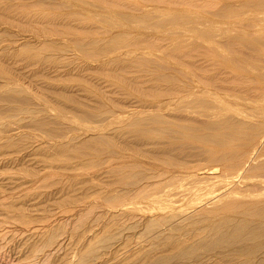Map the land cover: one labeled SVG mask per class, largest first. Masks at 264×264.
<instances>
[{
	"label": "rangeland",
	"instance_id": "rangeland-1",
	"mask_svg": "<svg viewBox=\"0 0 264 264\" xmlns=\"http://www.w3.org/2000/svg\"><path fill=\"white\" fill-rule=\"evenodd\" d=\"M104 1L3 0L0 2V181H2L0 193L2 191L1 194H3L0 195V200L2 201L0 202V206L7 204L8 206L14 205L16 202L13 208L22 211L31 220H36L39 224L43 223L42 225H49L61 214L71 215L78 208L76 204L83 205L84 209L87 207L85 209L86 212L81 211L80 219H76L68 224L70 225L67 226L68 229L64 224L58 223L57 225V228L59 227L60 230L66 227V231L68 230L67 235L72 233L68 236V244L69 242L71 244V242L74 243L79 239H83L82 241L85 243V246L80 247V249L87 255L85 257L86 261L83 264H264V254H260L255 258L245 255L232 256L235 249L229 250L226 248L227 251L225 249L221 250L227 247L226 245L217 249L210 247L211 242L206 241L207 243L205 242L204 244V242L197 241V238L193 239L196 234H200L198 233L199 230L201 232L203 227L204 229L206 228L208 219L205 216L200 217L198 214V216H192V219L190 217V220L175 221L174 224L181 227L176 225L178 230L179 228L183 230V227H185V225L182 227L183 223L188 224L190 222V225H186L185 231L183 230L181 233L180 231L177 232V230L174 231L176 227L172 228L170 226L172 223L171 217L176 215V211L185 212L199 206L198 202L210 195V190L218 191L217 189L226 185V187L239 188L247 192H251L252 190L253 192V190H260L264 187V184L261 183V180L264 179V173L263 171H260V173L257 171V165L259 164L258 166H260L264 162V155H262L264 154V146H262L264 145V141L262 143L259 141L261 132L264 130V120H262L264 119V99L258 102L256 100L249 101L251 97L247 95V91L246 95H244L245 93L243 94V98L244 96L248 98V101L245 102L246 104L242 98V101L240 100L239 102L235 96L234 99H228L222 91L233 90L232 92L236 93L239 88L237 91L236 87L231 89L233 84L232 86L229 84L231 86L229 87L230 89L224 88L225 86H221V89L218 86V82H222V80L218 81V79L223 77H221V73L224 67L219 64L222 58L220 57L221 55H218L217 59H214L215 63H213L211 55L210 47H212V44L209 41L217 43L216 40H219V38L217 37L215 40V36L218 33L222 35L221 31L224 32L226 28L223 30L222 27L225 26L224 20L222 21L215 11L209 8V2L214 3L218 1L216 3V8L219 6L217 9L223 6V4L219 3L224 2L220 0ZM24 3L27 8L24 7ZM81 3L85 6H81ZM103 3L106 4L107 7H104L107 9L108 6L113 5V10H116L113 12L109 8L111 10L108 12L103 7ZM88 4L90 9L86 7ZM21 7L23 8L21 9ZM81 7L83 8L81 9ZM18 9H21V11H18ZM91 9L92 11L88 12ZM110 12L111 14L108 15ZM209 16L212 17L214 22L211 21L212 19ZM208 18L211 20L209 21ZM214 18L217 20L215 21ZM220 19L223 26L218 22ZM214 27L216 28L213 30ZM220 34L218 35L222 39ZM207 45L211 46L208 47ZM118 53L120 54L118 55ZM209 55H211L212 60ZM210 60L211 63L209 62ZM219 60L221 61L219 62ZM259 60L264 61V58H259ZM214 67L216 70L212 69ZM258 86L260 87V85ZM253 89L255 90V86ZM241 92L240 89V94ZM233 93L231 94L230 92L229 96L233 95ZM192 94L194 96H191ZM216 94L220 95V98L226 97L222 100V103H220L219 99L215 101ZM205 95L206 97H204ZM236 95L240 96L239 94ZM260 102L263 103L258 104ZM213 111L217 113H211ZM216 114L218 116H215ZM250 117L253 118L249 119ZM211 119L215 120V123ZM138 124L139 127H136ZM188 125H190L189 128L192 126L199 128L200 126L204 132L197 129L196 133H190L192 136L189 135L190 137L187 138L185 136L186 132L182 130H185ZM208 128L212 130L206 132V130H209ZM217 131L221 133H216ZM180 132L184 134L185 138L183 136L180 137ZM176 133L180 135L177 136ZM237 134L238 136H236ZM174 135L181 139L175 138V140L169 141V143L168 140L170 138L172 140L175 137ZM193 135L198 136V138H192ZM229 139L231 143L227 142L231 144L230 151L232 146L234 150L231 152L225 150L226 152L223 151L224 153L222 151L220 154L218 153L217 158L220 155V157L224 156L226 160V163L220 164L219 167L224 166L225 168L228 166L231 168L233 166L232 161H235L234 158L237 156L243 157V160L246 162L247 156L250 158L248 154L250 153L251 159H256L254 155L258 158L260 157L259 160L257 158L253 162L256 164L248 168V170L256 168L253 170L254 174H252V169L249 170L250 172L247 170L244 172V175L241 174L237 178L238 180L243 179L237 181L235 173L233 176L231 172H227V174H231L229 176L224 174L225 179L228 178V180L223 178L220 181L216 180L220 183L217 182V185L209 184L213 185V187L208 186L206 182L202 183L201 179L200 183L199 178H197L198 174L204 169H206L204 170L205 172L208 171V167V169L216 168L220 163L216 164L218 161L208 158L213 157L209 148L212 150L218 148V143L225 146L227 143L224 140ZM159 140L160 144L163 142L162 146L158 143ZM255 140H257V143L259 141L261 145L254 144ZM192 141L195 142L194 145L191 144ZM204 141L207 144L202 143ZM209 141L213 142L209 144ZM214 142L216 143L214 144ZM256 145L258 148H256ZM253 149L257 153L252 152ZM123 162L129 167L128 171L130 168L133 171L134 169L136 170L134 171L136 180L133 178L135 177L132 173L133 171L130 170L133 177L129 174L130 171H126V174H124L126 167H123L125 166ZM119 171H123L124 173H122L126 175V178ZM218 171L217 173L220 174L219 169ZM158 173H160L159 176ZM176 173L177 176H175ZM137 174L142 176L143 180L145 177L150 179L155 176L150 181L147 180L148 184L151 183V186L152 183L156 184L153 185L154 188L158 185L160 188V190H157L158 195L161 198L163 197L164 200L162 199V201L164 203L166 199V203L169 202V205L160 203L161 200L155 204L153 200L148 201L149 199H132V197L135 198L134 192L136 191H131L132 185L135 186L133 189L138 190L137 185L140 188L143 184H146V180H141V177L137 179ZM161 175L164 176L163 179ZM120 176L127 183L132 180L133 184L126 183L128 186L121 185L125 180ZM127 176L128 179L129 177L133 179L127 180ZM178 176L179 179L176 181L175 179ZM119 178L122 179V182ZM8 179L10 181L14 179L19 188L16 186V189L10 187ZM223 180L224 182H221ZM140 181H143V184ZM174 181L179 185L173 183ZM243 181L246 183H243ZM251 181H257V184L255 182L252 184ZM4 184L8 186H4ZM172 184H174V187ZM7 187H9V190ZM223 189L226 190V188ZM228 189L230 190V188ZM120 190L123 191L122 194H124V191L126 194L121 196ZM127 191L133 194H128ZM220 191L223 190L220 189ZM112 195L115 198L117 197V201H126L130 198L129 195H133L129 203L136 204L135 206H138V210L140 205L142 209L146 210L141 214L142 209H140V214L134 212L131 216L126 215L121 217V219H117V217L111 214V206L116 204V199L111 197ZM9 197L12 198L10 199ZM87 201L88 203H86ZM30 202L35 203V205H32ZM110 202L112 205H110ZM153 202L156 206L159 205V208L160 205L163 206L161 207L163 209L164 205H166L164 209L166 211L157 210L158 206L153 205ZM90 205L93 206L90 207ZM74 206H76V209ZM96 206L98 207L97 209ZM168 206L172 207V210L173 208L176 209V211H170ZM2 207L0 210L3 213L0 215L3 218L0 216V221L3 223L0 222V236L3 237L4 234L5 238L3 237L2 239L0 237V246H3V248L0 247V252L1 254L4 253L3 256H8L6 258L9 261L7 262L6 259L4 261L7 262L6 264H10L17 260L19 261V257L23 255L20 254L22 250L19 247L18 239H16V233L9 228L11 222H13V214L15 213H10L7 206ZM184 209L186 210L184 211ZM88 211L92 212H89L88 215ZM189 211L186 212L190 213L191 211ZM6 212H9L6 215L8 217L5 216ZM84 213L86 214L84 215ZM51 214L53 215L51 216ZM172 214L175 215L168 218ZM49 217L50 219L52 218L51 221H49ZM207 217L211 218V216ZM232 217L248 221V218L242 215H232L226 218L230 219ZM164 218L166 221L162 222ZM203 218L207 221L203 220ZM157 219L162 223L161 226L165 224L163 225L165 227L162 226V228L159 222L155 223L154 221H157ZM193 219L199 220L200 224L195 223L196 221ZM200 219L205 222L201 223ZM114 220L120 221L115 224ZM152 221L155 223L154 226L150 225V223H153ZM79 222L81 225L76 224ZM192 222L193 224L195 223V227L193 224L191 225ZM4 223L9 224H6L4 227L2 225ZM157 224L159 227L156 226ZM2 226L4 228H1ZM161 228L163 232L160 231ZM170 228L174 230L171 231ZM158 230L161 232L160 234L157 233ZM191 230L193 232H188ZM196 230H198L197 233ZM186 232L187 234L185 235L184 233ZM6 233H10V235L8 234V237H6ZM11 233H14V237ZM189 233L190 236L188 235ZM10 236L13 239H10ZM169 236L172 237V241H170ZM164 237L169 238L166 239L168 241L162 239ZM183 237L185 238L183 239ZM8 239L13 240V242L11 241L12 243H10ZM91 239L95 241H91ZM182 239H186L187 241L193 239L194 241L192 240L188 243ZM176 240L187 244H184L181 248L180 243ZM195 242L197 243L195 244ZM198 243L202 246L198 245L199 247H197ZM92 244H98V246L94 245L93 247ZM208 245L209 247H207ZM231 245L234 247L233 242H231ZM85 248L93 253H90L92 256L88 255L89 253L86 254L89 251ZM236 248H241V246ZM186 249L187 251H184ZM189 250H192L191 254ZM187 253L191 256H187ZM166 255L169 257L172 255L173 258L171 257L172 259L169 260V257L167 258ZM122 259L124 260L122 261ZM50 263L58 264L56 260ZM73 264L79 263L74 262Z\"/></svg>",
	"mask_w": 264,
	"mask_h": 264
},
{
	"label": "bare ground",
	"instance_id": "bare-ground-1",
	"mask_svg": "<svg viewBox=\"0 0 264 264\" xmlns=\"http://www.w3.org/2000/svg\"><path fill=\"white\" fill-rule=\"evenodd\" d=\"M1 1H3V0H1ZM0 1V2H1ZM95 1V0H94ZM109 0H107V2H108ZM112 1V0H111ZM115 1V0H114ZM113 1V2H114ZM117 1V0H116ZM154 1V0H153ZM215 1H217V0H215ZM220 1H223L224 3H219V4H223V6L222 7H220L219 9H217L216 8V3H218V1L217 2H209V8H211L212 10H214L215 11V13L222 19V21H223V23L225 24V26L224 27H222L223 28V30H225L224 28H226V30L224 31V32H222L221 31V33H222V35L220 34V33H218V34H220L221 35V38L222 39H220V37H219V35L217 34L216 36H215V40H216V38L218 37L219 38V40H216L217 41V43L214 41V42H210L209 40V43L210 44H212V47H210L211 45H207L208 47H210L211 49V55H212V57H213V63H215L214 62V59L216 60L217 59V57H218V55L222 58V61L221 60H219V62L221 61V63H219L220 64V66L221 65H223V67H224V69L222 68V67H219L220 69L222 68L223 69V71H222V73H221V77L222 78H220V79H218V81L219 80H222V82L220 83V82H218V86L222 89V87L221 86H225L224 88H226L227 87V89H230L229 87H231L232 86V84H233V86L231 87V89L233 88V87H236L235 89H236V91H237V89L239 88V90H238V92H236V93H233L231 90L229 91H227V90H225V91H227V92H229V93H227V92H225V91H222V92H224L225 94V96H227L228 97V99H234V96H235V98L237 99L238 98V101L240 102V100H241V98H242V100L244 101V103L245 102H247L248 101V98L246 97L245 98V96H244V98L245 99H247L246 101H245V99L243 98V94L244 95H246V91H247V95L249 96V97H251L250 99H249V101H255L256 100V102H258V101H260V100H263L264 99V61L262 60V61H260L259 60V58H264V0H220ZM104 2H106V0L104 1ZM75 3H76V1H75ZM109 3H111V2H109ZM108 3V4H109ZM152 3V2H151ZM226 3V4H225ZM34 4V3H33ZM104 4V3H103ZM147 4V3H146ZM21 5V4H20ZM81 6L82 5H84L83 3H81L80 4ZM101 5H102V2H101ZM148 5V4H147ZM18 6V5H17ZM34 6H35V4H34ZM85 6V5H84ZM83 6V7H84ZM104 6H106V4H104L103 5V7ZM3 7V6H2ZM19 7V6H18ZM24 7H26L27 8V6H25V3H24ZM77 7V6H76ZM83 7H81V9L83 8ZM87 7V9H90L89 7V4H88V6H86ZM107 7V6H106ZM106 7H104V8H106ZM120 7V6H119ZM14 8H16V7H14ZM23 7H21V9H22ZM109 8H111V9H109ZM145 8V7H144ZM11 9V8H10ZM12 9H13V6H12ZM11 9V10H12ZM21 9L19 10L18 9V11H21ZM86 9V8H85ZM107 9V8H106ZM16 10V9H15ZM34 10H35V8H34ZM98 10V9H97ZM108 12H109V10H111V11H113L114 12V10H116V9H114L113 10V5H111V6H108ZM145 10V9H144ZM210 10V9H209ZM44 11V10H43ZM84 11V10H83ZM89 11H92V9L91 10H88V12ZM94 11V10H93ZM101 11V10H100ZM106 11V10H105ZM174 11V10H173ZM12 12V11H11ZM46 12V11H45ZM86 12V11H85ZM87 12V13H88ZM146 12V11H145ZM84 13V12H83ZM86 13V14H87ZM147 13H150V12H147ZM177 13V12H176ZM210 13V12H209ZM30 14V13H29ZM111 14V12L108 14V15H110ZM113 14V13H112ZM173 14V13H172ZM215 14V15H216ZM20 15V14H19ZM46 15V14H45ZM106 15V14H105ZM28 16V15H27ZM35 16V15H34ZM112 16V15H111ZM171 16V15H170ZM33 17V16H32ZM38 17V16H37ZM41 17V16H40ZM92 17V16H91ZM209 17H211V16H209ZM27 18H29V17H27ZM161 18V17H160ZM209 19V18H208ZM211 19H212V17H211ZM211 19H209V21L211 20ZM215 19V18H214ZM221 19L218 21L219 23H221L222 21H221ZM41 20H42V18H41ZM217 19H215V21H216ZM212 22H214L213 21V19L211 20ZM211 23V22H210ZM157 24V23H156ZM218 24V23H217ZM222 24V23H221ZM221 24H219V25H221ZM160 25V24H159ZM203 25V24H202ZM209 25H211V24H209ZM14 26V25H13ZM117 26V25H116ZM151 26V25H150ZM221 26H223V24L221 25ZM221 26H219V27H221ZM211 27H213L212 25H211ZM14 28V27H13ZM89 28V27H88ZM158 28V27H157ZM206 28V27H205ZM216 27H214L213 28V30L215 29ZM217 28H218V26H217ZM221 28V29H222ZM160 29V28H159ZM219 29V28H218ZM46 30V29H45ZM212 30V29H211ZM212 30V31H213ZM187 31V30H186ZM208 31V30H207ZM212 31H211V34H212ZM218 31V30H217ZM217 31H215V32H217ZM89 32V31H88ZM219 32V31H218ZM89 35V34H88ZM92 35V34H91ZM196 35V34H195ZM214 36H212L213 38H214ZM213 40V39H212ZM111 46V45H110ZM238 47V48H237ZM146 49V48H145ZM170 49V48H169ZM209 49V48H208ZM232 49V50H231ZM187 50V49H186ZM184 51V50H183ZM198 51V50H197ZM209 51V50H208ZM182 52V51H181ZM199 52V51H198ZM201 52V51H200ZM210 52V51H209ZM120 53H118V55H119ZM152 54V53H151ZM127 55V54H126ZM160 55V54H159ZM185 55V54H184ZM211 55H209V57L211 56ZM246 55V56H245ZM125 57V56H124ZM149 57H151V56H149ZM148 58V57H147ZM154 58V57H153ZM159 58V57H158ZM208 58V57H207ZM204 59V58H203ZM206 59V58H205ZM210 59L212 60V58L210 57ZM218 59H220V58H218ZM153 60V59H152ZM161 60V59H160ZM211 60L209 61L210 63H211ZM200 61V60H199ZM152 62V61H151ZM157 62V61H156ZM218 64V65H219ZM210 67V66H209ZM215 67H217V66H215ZM212 68V69H215L216 70V68ZM219 68H217L218 70H219ZM210 69V68H209ZM204 70V69H203ZM214 71V70H213ZM221 71V70H220ZM220 71H218V72H220ZM215 72H217V71H215ZM207 73V72H206ZM218 75V74H217ZM258 76H259V79L257 80V78H258ZM252 78V79H251ZM217 81V80H216ZM203 83V82H202ZM214 83V82H213ZM6 84V83H5ZM229 84L231 85V86H229ZM191 85V84H190ZM258 85H260V87L258 86ZM217 86V87H218ZM255 86V90L253 89V87ZM259 88H258V87ZM9 87V86H8ZM218 87V88H219ZM246 87V88H245ZM6 88V87H5ZM194 88V87H193ZM244 88V89H243ZM247 88H250L251 89V91H250V89H247ZM256 88H257V91H256ZM234 89V90H235ZM240 89H241V94H240ZM244 90V92H243V90ZM246 89V90H245ZM213 90V89H212ZM221 91V90H220ZM248 91H250V92H248ZM252 91H254V92H252ZM219 92V91H218ZM230 92H231V94L233 93V95H230L229 96V94H230ZM256 92V93H255ZM258 92V93H257ZM7 93V92H6ZM202 93V92H201ZM227 93V94H226ZM251 93V94H250ZM254 93V95H252ZM5 94V93H4ZM195 94H196V91H195ZM205 94H207V93H205ZM209 94V93H208ZM222 94V93H221ZM236 94H239L240 96H237ZM8 95V94H7ZM198 95V94H197ZM203 95V94H202ZM212 95H214V94H212ZM212 95H211V97H212ZM217 95V96H216ZM215 95V101H216V99H219V101H221L220 103H222V100H224V98H226L225 96H223L222 98H220L221 96L220 95H218V94H216ZM191 96H194L193 94L191 95ZM242 96V97H241ZM253 96V97H252ZM202 97V96H201ZM204 97H206V95L204 96ZM203 97V98H204ZM239 97H240V99H239ZM200 98V97H199ZM254 100H253V99ZM207 100H208V98H206ZM205 99V100H206ZM235 99V101H237ZM252 99V100H251ZM205 100H203V101H205ZM241 100V101H242ZM7 101V100H6ZM212 101V100H211ZM218 101V100H217ZM228 101H230V100H228ZM237 101V102H238ZM175 102V101H174ZM190 102V101H189ZM236 102V103H237ZM261 103H263V102H260V103H258V104H261ZM211 104V103H210ZM212 104L214 105V103L212 102ZM242 104V103H241ZM246 104V103H245ZM244 104V105H245ZM9 105V104H8ZM224 105V104H223ZM238 105V104H237ZM252 105V104H251ZM204 106V105H203ZM216 106V105H215ZM246 106V105H245ZM223 107V106H222ZM227 107V106H226ZM258 107V106H257ZM213 108V107H212ZM230 108V107H229ZM260 109V108H259ZM226 110V109H225ZM257 111H258V109H256ZM201 111V110H200ZM212 111V110H211ZM205 112V111H204ZM251 112V111H250ZM200 113V112H199ZM211 113H217V112H211ZM222 113V112H221ZM226 113V112H225ZM238 113V112H237ZM224 114V113H223ZM222 114V115H223ZM245 114V113H244ZM249 114V113H248ZM254 114V113H253ZM194 115V114H193ZM205 115V114H204ZM208 115V114H207ZM206 115V116H207ZM219 115H220V113H219ZM226 115V114H225ZM240 115H242V114H240ZM252 115V114H251ZM212 117H213V115H211ZM215 116H218V114H216ZM238 116H239V113H238ZM243 116H245V115H243ZM250 116V115H249ZM193 117H196V116H193ZM198 117V116H197ZM202 117V116H201ZM205 117V116H204ZM199 118V117H198ZM246 118V117H245ZM244 118V119H245ZM251 118H253V117H250L249 119H251ZM264 118V117H263ZM216 119V118H215ZM224 119V118H223ZM247 120V119H246ZM262 120H264V119H262ZM211 121H214V123H215V120H213V119H211ZM218 121V120H217ZM216 121V122H217ZM221 121V120H220ZM219 121V122H220ZM230 121H231V119H230ZM244 121V120H243ZM179 122V121H178ZM185 122V121H184ZM256 122H258V121H256ZM256 122H254V123H256ZM167 123V122H166ZM188 123V122H187ZM195 123H196V121H195ZM211 123V122H210ZM213 123V122H212ZM239 123V122H238ZM259 123V122H258ZM261 123V122H260ZM168 124V123H167ZM177 124V123H176ZM181 124V123H180ZM198 124V123H197ZM208 124V123H207ZM228 124H229V122H228ZM241 124V123H240ZM264 124V123H263ZM187 125V124H186ZM194 125H196V124H194ZM216 125V124H215ZM245 125V124H244ZM160 126V125H159ZM189 126L190 125H188L187 127H186V129L184 130H182V131H185L186 132V134H185V136L188 138V137H190L189 135H191L192 136V134H190V133H196V130L197 129H199V131H203L204 132V130H201V128H200V126H199V128H195V126H192V127H190L189 128ZM204 126V125H203ZM251 126V125H250ZM258 126V125H257ZM136 127H139V124H138V126H136ZM141 127V126H140ZM143 127V126H142ZM157 127V126H156ZM145 128V127H144ZM159 128V127H158ZM185 128V127H184ZM202 128H205V127H202ZM256 128V127H255ZM259 128V127H258ZM264 128V127H263ZM141 129V128H140ZM146 129V128H145ZM209 130H206V132H208V131H211L212 129L211 128H208ZM150 130V129H149ZM157 130V129H156ZM159 130V129H158ZM218 130V129H217ZM220 130V129H219ZM233 130V129H232ZM258 130V129H257ZM199 131H197V132H199ZM234 131V130H233ZM264 131V130H263ZM263 131L261 132V130H260V132L263 134ZM149 132V131H148ZM151 132V131H150ZM188 132V133H187ZM218 132H220V131H217L216 133H218ZM222 132L223 133H225L224 132V130H222ZM257 132V131H256ZM147 133V132H146ZM161 133V132H160ZM174 133V132H173ZM182 132H180V134H181ZM184 133V132H183ZM200 133V132H199ZM211 133V132H210ZM213 133V132H212ZM221 133V132H220ZM227 133V132H226ZM260 133V134H261ZM153 134V133H152ZM177 134V133H176ZM179 133L177 134V136H179L180 135ZM203 134V133H202ZM201 134V135H202ZM229 134H230V132H229ZM259 134V133H258ZM261 134V136H260V140L259 141H261V143H262V141H264V134L262 135ZM144 135V134H143ZM149 135V134H148ZM150 135H151V133H150ZM149 135V136H150ZM205 135H206V133H205ZM218 135V134H217ZM242 135V134H241ZM164 136V135H163ZM168 136V135H167ZM173 136V135H172ZM175 136V135H174ZM183 136V138H185V136H184V134H181L180 135V137H182ZM222 136V135H221ZM234 136V135H233ZM236 136H238V134L236 135ZM253 136V135H252ZM161 137V136H160ZM194 137H197L198 138V136H195V135H193V137L192 138H194ZM226 137V136H225ZM250 137V136H249ZM254 137H256V136H254ZM175 138L177 139V138H179V137H174L172 140H170L169 138V140H168V142L169 141H173V140H175ZM203 138V137H202ZM228 138V137H227ZM226 138V139H227ZM238 138V137H237ZM166 139V138H165ZM179 139H181V138H179ZM195 139V138H194ZM251 139H253V138H251ZM150 140V139H149ZM148 140V141H149ZM158 140V139H157ZM163 140V139H162ZM186 140V139H185ZM189 140H191V139H189ZM188 140V141H189ZM219 140V139H218ZM257 140H258V138H257ZM257 140H255V142H254V144L255 143H257L256 141ZM164 141V140H163ZM183 142H184V140H182ZM182 141H180V142H182ZM187 141V140H186ZM194 141V140H193ZM192 141V143L191 144H193L194 145V143L195 142H193ZM196 141V140H195ZM230 142L231 140L229 139V140H224V142H226L227 143V145H223L222 146V144L221 143H218V148H216V149H214V150H212V149H210L209 148V150L211 151V153L213 154H211L213 157H208L209 159H213L214 161H218L217 163L216 162H214V163H216V164H218L219 162V164H218V166L216 167V168H210V169H208L207 168V170L209 171H204V170H206V169H204L203 171H204V173H202L203 171H202V169L200 168V170L202 171L201 173H199L198 174V176H197V178H199V182L202 180V183H207L208 184V186H212L213 187V185L214 184H216L217 182L218 183H220L219 181H220V179L222 180V178L223 179H225L226 177H225V175L224 174H227V172H231L232 173V175L234 176V173H235V175H236V180L237 181H241V180H238L237 178L239 177V176H241V174H243L244 175V172H246L247 170H248V168L251 166V165H254V164H256V163H253L254 161H256V159L258 158L256 155H254L255 157H256V159H254V158H252L251 159V155H250V153H248L249 154V156H250V158L247 156V161L245 162L244 160H243V157L241 158V157H235L234 159H235V161H232V167L231 168H229L228 166H226L225 168H224V166H220L219 167V165L221 164H224V163H226V160H225V157L224 156H221L220 157V155H219V157L217 158V156H218V153L220 154L221 153V151L223 152H226L227 150H229L230 151V148H231V142L228 144V142ZM258 141V143H257V145H261V144H259L260 142ZM175 142V141H174ZM182 142V143H183ZM201 142V141H200ZM211 142H213V141H211ZM210 141L208 142L209 144L211 143ZM217 142V141H216ZM216 142H214V144L216 143ZM219 142V141H218ZM159 144H160V140H159V142H158ZM163 143V142H162ZM162 143L160 144L161 146H162ZM166 143V142H165ZM164 143V144H165ZM170 143V142H169ZM172 144H173V142H171ZM181 143V144H182ZM197 143V142H196ZM202 143H206L207 144V142L206 141H204V142H202ZM225 143V144H226ZM245 143V142H244ZM264 143V142H263ZM150 144V143H149ZM153 144H155V143H153ZM175 144H176V142H175ZM188 144V143H187ZM219 144H221V146H219ZM233 144V143H232ZM238 144V143H237ZM169 145V144H168ZM178 145H179V143H178ZM177 145V146H178ZM186 145V144H185ZM199 145H201V144H199ZM234 145V144H233ZM256 145V148H258V146ZM184 146V145H183ZM196 146V145H195ZM203 146V145H202ZM214 146H216V145H214ZM262 146H264V145H262ZM261 146V147H262ZM151 147V146H150ZM157 147H159V146H157ZM170 147V146H169ZM173 147H174V145H173ZM181 147V146H180ZM185 147V146H184ZM187 147V146H186ZM205 147V146H204ZM207 147V146H206ZM249 147V146H248ZM178 149H179V147H177ZM208 148V147H207ZM207 148H206V150H207ZM234 148H235V146H234ZM255 147H254V149H256ZM264 148V147H263ZM174 149V148H173ZM176 149V148H175ZM205 149V148H204ZM237 149V148H236ZM247 149V148H246ZM253 149V151L252 152H255L256 150H254ZM160 150V149H159ZM180 150V149H179ZM226 150V151H225ZM232 150H234L233 149V146H232V149H231V151ZM250 150H251V148H250ZM208 151V150H207ZM213 151V152H212ZM230 151V152H231ZM174 152V151H173ZM196 152V151H195ZM214 152H217V153H214ZM223 152V153H224ZM251 152V153H252ZM162 153V152H161ZM208 153V152H207ZM210 153V152H209ZM255 153H257V152H255ZM170 154V153H169ZM240 154V153H239ZM254 154V153H253ZM252 154V155H253ZM142 156H143V154H141ZM209 156H210V154H208ZM207 155V156H208ZM222 155V154H221ZM234 155H237V154H234ZM260 155V154H259ZM262 155H264V154H262ZM130 156V155H129ZM227 156V155H226ZM148 157V156H147ZM151 157V156H150ZM163 157V156H162ZM228 157V156H227ZM130 158V157H129ZM134 158V157H133ZM132 158V159H133ZM149 158V157H148ZM249 158V159H248ZM260 158V157H259ZM259 158L257 159V160H259ZM174 159V158H173ZM245 159V158H244ZM122 160V159H121ZM130 160V159H129ZM151 160V159H150ZM230 160V159H229ZM4 161V160H3ZM132 161V160H131ZM228 161V160H227ZM231 161V160H230ZM229 161V163H231ZM243 161V162H242ZM261 161V160H260ZM2 162V161H1ZM112 162V161H111ZM114 162H115V160H114ZM149 162V161H148ZM169 162H171V161H169ZM228 163V162H227ZM228 163V165L230 166V164ZM233 163H235V164H233ZM262 163V162H261ZM1 164V163H0ZM3 164H4V162H3ZM210 164H211V162H210ZM123 165H125V162H123ZM122 165V166H123ZM127 165V164H126ZM123 166L124 168L126 167V170L123 172V171H119V173L120 174H122V176L124 175V174H126V171L127 172H129L130 170H131V168H130V170L128 171V169H129V167L128 166ZM140 165V164H139ZM167 165V164H166ZM180 165V164H179ZM226 165V164H225ZM259 165V164H258ZM257 165V168H258V170L257 171H259V173H260V171H263V173H264V162H263V164L262 165H260V166H258ZM121 166V169L123 170V167ZM141 166V165H140ZM152 166V165H151ZM171 166V165H170ZM256 166V165H255ZM136 167V166H135ZM252 167H254V166H252ZM133 168V167H132ZM138 168V167H137ZM140 168V167H139ZM148 168V167H147ZM156 168V167H155ZM178 168H179V166H178ZM116 169V168H115ZM120 169V170H121ZM166 169V168H165ZM171 169V168H170ZM180 169V168H179ZM181 169H183L182 167H181ZM218 169L220 170V174H218L217 173V171H218ZM252 169V170H251ZM251 169H249V170H251L252 171V174H254L253 173V170H255V169H253V168H251ZM113 170V169H112ZM173 170V169H172ZM248 170V171H249ZM131 171H133V170H131ZM131 171H130V175H132V173L134 174V176H135V173H134V171H136L135 169H134V171L131 173ZM153 171V170H152ZM190 171V170H189ZM195 171V170H194ZM114 172H115V170H114ZM124 174H123V173ZM191 172H193V171H191ZM219 172V171H218ZM250 172V171H249ZM149 173V172H148ZM152 173V172H151ZM161 173V172H160ZM160 173H158V176H159V174ZM163 173V172H162ZM197 173H198V171H197ZM141 174V173H140ZM193 174V173H192ZM129 175V176H130ZM138 176H137V179L139 178V177H141L140 179L141 180H143V177L142 176H140L139 174H137ZM164 175V174H163ZM180 175V174H179ZM229 175H231L230 173L229 174H227L226 176H229ZM247 175H249L248 173H247ZM126 175H124V177H125ZM146 176V175H145ZM144 176V177H145ZM158 176H156L157 178H159ZM162 176V175H161ZM165 176V175H164ZM164 176H162L161 178L163 179V177ZM172 176H173V174H172ZM175 176H177V173H176V175ZM174 176V177H175ZM254 176H256V175H254ZM121 177V176H120ZM131 177V176H130ZM130 177H129V179H130ZM132 177H133V175H132ZM148 177V176H147ZM155 177V176H154ZM153 177V178H154ZM180 177H181V175H180ZM196 177V176H195ZM247 177V176H246ZM122 178V177H121ZM121 178H119V180L121 179ZM126 178V177H125ZM134 179L136 178V176L135 177H133ZM133 178H131V179H133ZM152 178V177H151ZM150 178V179H151ZM152 178V179H153ZM170 178H172V177H170ZM177 178V177H176ZM232 178H234V177H232ZM122 179H124V178H122ZM122 179H121V182H122ZM128 179V176H127V180H129ZM130 179V180H131ZM139 179V180H140ZM150 179L149 178H146L145 177V179L144 180H146L145 181V185L143 184V181L141 182L143 185L139 188V185H137L136 187H138V190L137 189H133V187H135V186H133L132 185V189L130 188V187H127V188H130L131 189V191L132 190H136L135 192H134V197L135 198H133L132 197V199H137V200H148V201H154L155 202V204H156V202L158 201L159 202V200H161V202L160 203H164V201H162V199H163V197L161 198V196H159L158 195V189L160 190V188H159V186L157 185V187H155L154 188V186L153 185H156V184H153L152 183V186H151V183L150 184H148V181L147 180H149L150 181ZM165 179V178H164ZM168 179V178H167ZM179 179V176H178V178L177 179H175L176 181ZM201 179V180H200ZM229 179H231V177H229ZM248 179H252V178H248ZM258 179V178H257ZM256 179V180H257ZM259 179H261V178H259ZM7 180V179H6ZM125 180V179H124ZM123 180V181H124ZM136 180V179H135ZM135 180H133V181H135ZM172 180V179H171ZM188 180V179H187ZM193 180V179H192ZM196 180V179H195ZM203 180H207V181H203ZM216 180H219V181H216ZM225 180H228V178L227 179H225ZM264 180V179H263ZM263 180H261V183H263L264 184V182H262ZM126 181V180H125ZM124 181V183L122 182L121 183V185H125V186H128V185H126V183H127V181L125 182ZM132 181V180H131ZM130 181V182H131ZM173 181V180H172ZM171 181V182H172ZM196 181H198V180H196ZM211 181H213V182H211ZM245 181V180H244ZM243 181V183H246V182H244ZM248 181V180H247ZM1 182L2 181H0V184H1ZM8 182H9V186L10 187H14V189H16L15 188V186L16 187H18L19 188V186H18V184H17V182L16 181H14V179H13V181L11 180H9L8 179ZM128 182L127 184H133V182ZM138 182V181H137ZM162 182V181H161ZM179 182V181H178ZM211 182V183H210ZM221 182H224V180L223 181H221ZM233 182V181H232ZM231 182V183H232ZM252 182V181H251ZM255 182V181H254ZM254 182H252V184L254 183ZM141 183H139V184H141ZM156 183V182H155ZM173 183H176L175 181L173 182ZM180 183V182H179ZM184 183V182H183ZM197 183V182H196ZM201 183V182H200ZM239 183V182H238ZM237 183V184H238ZM250 183V182H249ZM256 184H257V181L255 182ZM3 184V183H2ZM135 184V183H134ZM138 184V183H137ZM159 184V183H158ZM161 184V183H160ZM177 184V183H176ZM198 184V183H197ZM209 184H213V185H209ZM242 184V183H241ZM8 186L7 184H4V186ZM163 185V184H162ZM162 185H161V187H162ZM173 185V187H174V184H172ZM177 185H179V184H177ZM217 185V184H216ZM233 185V184H232ZM249 185V184H248ZM255 185V184H254ZM259 185V184H258ZM1 186V185H0ZM125 186H123L124 188H125ZM130 186V185H129ZM197 186H200V185H197ZM208 186H207V188H208ZM235 186V185H234ZM263 186V185H262ZM261 186V187H262ZM172 187V188H173ZM246 187V186H245ZM244 187V188H245ZM8 188V190H9V187H7ZM100 188V187H99ZM126 188V190H128ZM176 188V187H175ZM219 188V187H218ZM223 188H226V190L225 189H223ZM228 188H230V190L228 189ZM232 188V189H231ZM243 188V189H244ZM165 189V188H164ZM188 189H189V187H188ZM209 189V188H208ZM223 190V191H220L219 192V190ZM246 189V188H245ZM12 190V189H11ZM124 190V189H123ZM163 190V189H162ZM203 190V189H202ZM218 191H216V190H210L211 192L213 191V193H211L210 192V195H208V196H206V197H204V199L202 198V201H200V202H198L199 203V206H197V207H193V208H191V212L189 211V210H186V209H184V211L186 210V211H189L190 213H188V212H182V211H180V212H177L176 211V209H174L173 208V210H172V207H170V206H168L169 207V210L170 211H176V215L175 214H172V215H170L169 217L168 216H166V217H168V218H170L171 216H173V215H175L174 217H171L172 218V221H171V219H169L172 223H171V225L168 223V225H170L172 228H175L176 227V225L174 224L175 223V221L176 222H180L181 220H185V219H187V220H190V217H191V219H192V216H195V215H197L198 216V214L200 215V217H203V216H205L206 217V219H208V221L206 220V219H204L203 218V220H205V221H207L208 223H207V226H205L206 228L204 229V227L202 228V231L200 232V230L198 231V230H196V233H197V231H198V233H200V234H196L195 235V237L193 238V239H195V238H197V241H199V242H201V243H203L204 242V244H205V242L207 241V242H211V244H210V247H213V248H217V249H220V247L221 246H223V245H226L227 247H224V248H222L221 250H223V249H225L226 250V248L227 249H229V250H233V249H235V251L233 252V254H232V256H235V255H245V256H248V257H251V258H255L256 256H258V255H260V254H264V187H262L260 190H253V192H252V190H251V192L249 191V192H247V191H244V190H240L239 188L238 189H234V187H226V185H224L223 187H221V188H219V189H217ZM4 191V190H3ZM115 191V190H114ZM119 191V190H118ZM121 192H119V193H121V196L122 195H124V194H126V192L124 191V194H122V190H120ZM129 191V190H128ZM127 191V193L128 194H133L132 192H128ZM149 191H152V192H149ZM166 191V190H165ZM164 191V192H165ZM177 191V190H176ZM208 191V190H207ZM113 192V191H112ZM149 192V193H148ZM171 192V191H170ZM187 192V191H186ZM185 192V193H186ZM1 193H2V191H1ZM0 193V195H3V194H1ZM146 193H148V194H146ZM153 193V194H152ZM168 193V192H167ZM183 193V192H182ZM100 194V193H99ZM114 194V193H113ZM128 194H127V196H128ZM145 194H146V196H145ZM151 194V195H150ZM190 194H192V193H190ZM189 194V195H190ZM105 195H107V194H105ZM109 195V194H108ZM111 195V194H110ZM120 195V194H119ZM11 196V195H10ZM99 196V195H98ZM121 196H118V197H121ZM131 196H133V195H131ZM131 196L129 195V197L130 198H128L126 201L124 200V201H122V200H119V201H117L118 199H117V197L115 198L113 195L111 196V197H113V198H115L114 200H115V203L116 204H114L113 206H111V214L114 216V217H117V219H121V217H124V216H126V215H129V216H131V214L133 215L134 214V212L136 213V214H140V209H142V207H141V205H140V208H139V210H138V206L136 207L133 203H129V201H130V199H131ZM187 196H188V194H187ZM123 197H125V196H123ZM167 197H168V195H167ZM185 197V196H184ZM183 197V198H184ZM2 198H5V197H2ZM7 198V197H6ZM10 198V197H9ZM12 198V197H11ZM10 198V199H11ZM15 198H17V197H15ZM14 198V199H15ZM90 198V197H89ZM100 198H101V196H100ZM127 198V197H126ZM126 198H122V199H126ZM165 198V197H164ZM175 198V197H174ZM189 198V197H188ZM192 198V197H191ZM8 199V198H7ZM110 199V198H109ZM121 199V198H120ZM169 199V198H168ZM2 200H4V199H2ZM6 200V199H5ZM17 200V199H16ZM21 200V199H20ZM83 200V199H82ZM90 200V199H89ZM99 200V199H98ZM103 200V199H102ZM113 200V201H114ZM164 200V199H163ZM193 200V199H192ZM14 201V200H13ZM70 201V200H69ZM79 201V200H78ZM86 201V200H85ZM91 201V200H90ZM89 201V203L90 204H92L91 202ZM105 201H108V200H105ZM128 201V202H127ZM133 201V200H132ZM166 199H165V203L164 204H168L169 205V202H167L166 203ZM0 202H2L1 200H0ZM11 202H12V200H11ZM17 202H19V201H17ZM76 202V201H75ZM80 202H82V201H80ZM97 202V201H96ZM131 202V201H130ZM154 202H153V205H155L154 204ZM170 202H172V201H170ZM173 202H174V200H173ZM192 202V201H191ZM6 203H8V202H6ZM13 203V202H12ZM16 203V202H15ZM15 203H14V205H15ZM32 205L34 204L35 205V203H32V202H30ZM69 203V202H68ZM86 203H88V201L86 202ZM106 203V202H105ZM104 203V204H105ZM108 204H109V202H107ZM111 203V202H110ZM137 203H138V205H139V202L137 201ZM197 203V204H198ZM1 204V203H0ZM3 204H5V203H3ZM66 204V203H65ZM98 204V203H97ZM96 204V205H97ZM152 204V203H151ZM174 204V203H173ZM172 204V205H173ZM14 205H9L8 206V204L7 205H4V206H7V208H8V211L10 212V213H15V214H13V222H11V225H10V229L14 232V233H16V235L15 236H17V238L16 239H18L17 241H18V244H19V247L21 248V252H20V254L21 255H23L22 257H19V261L17 260L16 262H13L14 264H48V263H50V262H52L53 260H56L57 261V263L58 264H73L74 262H77V263H79V264H83L85 261H86V256L87 255H85V253L84 252H82L81 251V249H80V247H84L85 246V243L82 241L83 239H79L78 241H76V242H74V243H72L71 242V244H70V242H69V244H68V236L69 235H71L70 233H69V235H67L68 233H67V231H66V227L67 226H70V225H68V224H70V223H72L74 220H76V219H80L81 218V211H85V209L87 208V207H85V209H84V207H83V205H77L76 204V206L79 208H77V210L75 211L74 210V212L72 213V211H71V215H66V214H61L59 217L57 216L55 219H54V221H52L49 225H42L43 223L42 222H40V223H42V224H39L38 223V221H36V220H31V218L29 219L22 211H18V209L16 210L15 208H13V206ZM110 205H112V203L110 204ZM166 205H164V209H165V206ZM179 205V204H178ZM3 206V205H2ZM2 206H0V208L2 207ZM4 206L2 207V208H4ZM11 206H12V208H11ZM31 206V205H30ZM76 206H74L75 207V209H76ZM91 206H93V205H90V207ZM156 206V205H155ZM158 206V207H157ZM156 207H157V210H163V211H166V210H164L163 208H161V207H163V206H161L160 205V208H159V205H157ZM193 206V205H192ZM36 207V206H35ZM38 207V206H37ZM55 207V206H54ZM191 207V206H190ZM33 208V207H32ZM39 208V207H38ZM38 208H35V209H38ZM61 208V207H60ZM65 208H66V206H65ZM93 208V207H92ZM98 207L96 206V209H97ZM102 208V207H101ZM108 208H109V206H108ZM159 208V209H158ZM55 209V208H54ZM64 209V208H63ZM74 209V208H73ZM110 209V208H109ZM155 209V208H154ZM5 210H7L6 208H5ZM20 210V209H19ZM56 210V209H55ZM67 210V209H66ZM69 210H71V209H69ZM88 210V209H87ZM144 210H146V209H142L141 210V214H142V212L144 211ZM156 210V211H157ZM33 211V210H32ZM37 211V210H36ZM59 211V210H58ZM109 211V210H108ZM139 211V212H138ZM148 211V210H147ZM150 211V210H149ZM156 211H153V212H156ZM9 212H6V214H5V216L9 213ZM61 212V211H60ZM59 212V213H60ZM64 212H65V209H64ZM86 212V211H85ZM89 212L90 211H88L87 213H88V215H89ZM92 212V211H91ZM90 212V213H91ZM3 213V211L2 210H0V214H2ZM67 213H69V212H67ZM145 213V212H144ZM162 213H164V212H162ZM86 213H84V215H85ZM95 214V213H94ZM146 214V213H145ZM149 215H150V213H148ZM169 214V213H168ZM11 215V214H10ZM53 214H51V216H52ZM164 215V214H163ZM232 215H242L243 217H246V218H248V221H246L245 219H239V218H226V217H228V216H232ZM1 216V215H0ZM135 216V215H134ZM133 216V217H134ZM138 216V215H137ZM196 216V217H197ZM207 216H211V218L209 219ZM2 217V216H1ZM0 217V218H1ZM6 217H8V216H6ZM11 217V216H10ZM112 217V216H111ZM136 217V216H135ZM165 217V216H164ZM196 217H193V218H196ZM3 218V217H2ZM5 218V217H4ZM12 218V217H11ZM28 218V219H27ZM132 218V217H131ZM153 218V217H152ZM157 218V217H156ZM162 218V217H161ZM7 219V218H6ZM49 219V221H51V219H50V217L48 218ZM100 219V218H99ZM110 219V218H109ZM109 219H108V221H109ZM113 219V218H112ZM112 219H111V221H112ZM115 219V218H114ZM136 219V218H135ZM197 219H199L198 217H197ZM133 220V219H132ZM148 220V219H147ZM152 220V219H151ZM159 219H157V221H154L155 223L156 222H159L160 223V226H161V222L160 221H158ZM161 220H163V219H161ZM194 221H196L195 219H193ZM201 220V223L202 222H205V221H203L202 219H200ZM3 221H4V219H3ZM43 221V220H42ZM107 221V220H106ZM115 221V220H114ZM119 221L120 220H118V222L117 221H115V224H116V222L117 223H119ZM148 221H150V220H148ZM164 221H166L165 220V218H164V220L162 221V222H164ZM186 221V220H185ZM199 221V220H198ZM198 221H196L195 223H199L200 224V222H198ZM1 223H3L2 221H0ZM9 222V221H8ZM48 222V221H47ZM134 222V221H133ZM139 222V221H138ZM153 222V221H152ZM150 223V225L152 224L153 226L155 225V223ZM1 223H0V225H1ZM58 223L59 224H64V226H66V227H64V229H61L60 230V228L58 227L57 228V225H58ZM82 223V222H81ZM110 223V222H109ZM125 223V222H124ZM194 223V224H195ZM6 224H9V223H4V224H2V225H4V227H5V225ZM76 224H78V225H81L80 224V222L79 223H76ZM105 224V223H104ZM114 224V225H115ZM167 224V223H166ZM180 224V223H179ZM193 224V222L191 223V225ZM193 224V225H194ZM198 224V225H199ZM147 225H148V223H147ZM163 225H165V224H163ZM162 225V226H163ZM185 225V227H186V225H190V222H188V224H182V227ZM197 225V224H196ZM202 225V224H201ZM8 226V225H7ZM6 226V227H7ZM12 226V227H11ZM157 227H159L158 226V224L156 225ZM161 226V227H162ZM178 226V225H177ZM3 226L1 227V228H4ZM89 227V226H88ZM163 227H165V226H163ZM162 227V228H163ZM169 227V226H168ZM178 227H180V225L178 226ZM185 227H183V230H184V228ZM190 227V226H189ZM194 227H195V225H194ZM78 228H80V227H78ZM95 228V227H94ZM147 228V227H146ZM156 228V227H155ZM154 228V229H155ZM162 228H161V230L160 231H162L163 232V230H162ZM181 228V227H180ZM180 228H179V230H178V228L176 227L175 228V230L174 229H171V231L172 230H174V231H176L177 230V232H179L180 231V233H181V231H183L182 229L180 230ZM187 228H188V226H187ZM191 228V227H190ZM67 229H68V227H67ZM70 229H71V227H70ZM90 229V228H89ZM106 229V228H105ZM118 229V228H117ZM151 229V228H150ZM164 229H167V228H164ZM3 230V229H2ZM8 230V229H7ZM7 230H6V232H7ZM74 230V229H73ZM77 230H79V229H77ZM140 230V229H139ZM156 230V229H155ZM154 230V231H155ZM169 230V229H168ZM167 230V231H168ZM195 230V229H194ZM103 231H105V230H103ZM159 230L157 231V233H161ZM166 231V232H167ZM185 231V230H184ZM4 232V231H3ZM71 232V231H70ZM153 232V231H152ZM188 232H193L192 230L191 231H188ZM1 233V232H0ZM14 233H11L12 235H13V237H14ZM145 233V232H144ZM164 233H165V230H164ZM168 233V232H167ZM195 233V232H194ZM9 235H10V233H8ZM8 234L6 233V237H8ZM88 234V233H87ZM89 234H90V231H89ZM99 234V233H98ZM153 234H154V232H153ZM156 234V233H155ZM170 234V233H169ZM177 234V233H176ZM185 235L187 234V232L186 233H184ZM1 235V234H0ZM93 235H94V233H93ZM96 235V234H95ZM144 235V234H143ZM189 236H190V233L188 234ZM187 235V236H188ZM192 235V234H191ZM97 236H99V235H97ZM97 236H95V237H97ZM154 236H156V235H154ZM181 236V235H180ZM1 237V236H0ZM3 237L5 238V235L3 234ZM3 237H1L2 239H3ZM13 237H11L10 236V239L12 238L13 239ZM80 237V236H79ZM100 237V236H99ZM98 237V238H99ZM151 237H153V236H151ZM161 237V236H160ZM165 237H167V236H165ZM162 238V239H164V240H166V239H169L170 238V241H172L173 239H172V237H170L169 236V238ZM149 238V237H148ZM155 238V237H154ZM175 238H177V237H175ZM185 237H183V239H184ZM72 240H73V238H71ZM76 239V238H75ZM143 239V238H142ZM156 239V238H155ZM154 239V240H155ZM161 239V238H160ZM182 239V240H183ZM192 239V240H193ZM1 240V239H0ZM9 240V239H8ZM14 240H15V238H14ZM93 239H91V241H92ZM146 240V239H145ZM158 240V239H157ZM180 240V239H179ZM186 240V239H185ZM185 240H183V241H185ZM192 240H186V242H188L189 243V241H192ZM209 240V241H208ZM13 242V240H9V242L10 243H12ZM16 241V240H15ZM70 241V240H69ZM89 241V240H88ZM93 241H95V240H93ZM160 241V240H159ZM159 241H156V242H159ZM166 241H168V240H166ZM169 241V242H170ZM178 243H180L178 240H176ZM194 241V240H193ZM2 242V241H1ZM7 242V241H6ZM90 242V241H89ZM116 242V241H115ZM146 242V241H145ZM155 242V241H154ZM162 242H163V240H162ZM206 242V243H207ZM231 242H233L234 243V247L231 245ZM15 243V242H14ZM93 243V242H92ZM94 243H96V242H94ZM122 243V242H121ZM120 243V244H121ZM153 243V242H152ZM172 243V242H171ZM177 243V244H178ZM192 243V242H191ZM197 242H195V244H196ZM17 244V243H16ZM91 244V243H90ZM109 244H111V243H109ZM150 244V243H149ZM158 244V243H157ZM157 244H156V246H157ZM184 244H187V243H180L179 245H180V247L182 248L183 247V245ZM194 244V243H193ZM216 244V245H215ZM8 245H9V243H8ZM93 245V247H94V245L95 244H92ZM153 245H154V243H153ZM178 245V246H179ZM182 245V246H181ZM198 245H201L200 243H198L197 244V247H199ZM15 246V245H14ZM96 247L98 246V244H96L95 245ZM133 246V245H132ZM162 246V245H161ZM178 246H176V247H178ZM202 246V245H201ZM204 246H206V245H204ZM238 246H241V248H236V247H238ZM0 247H2L3 248V246L1 245ZM4 247H6V246H4ZM18 247V246H17ZM95 247V248H96ZM140 247V246H139ZM150 247V246H149ZM162 247H164V246H162ZM189 247V246H188ZM190 247H191V244H190ZM195 247V246H194ZM207 247H209V245L207 246ZM1 248V249H2ZM12 248H14V247H12ZM99 248H101V247H99ZM107 248V247H106ZM156 248V247H155ZM174 248V247H173ZM187 248V247H186ZM5 249V248H4ZM3 249V250H4ZM8 249V248H7ZM10 249V248H9ZM86 249V248H85ZM90 249V248H89ZM98 249V248H97ZM104 249V248H103ZM178 249H179V247H178ZM185 249V248H184ZM190 249V248H189ZM87 250V249H86ZM85 250V251H86ZM99 250H101V249H99ZM155 250V249H154ZM176 250H177V248H176ZM193 250V249H192ZM192 250H189L190 251V254H191V252H192ZM196 250V249H195ZM199 250V249H198ZM201 250V249H200ZM87 251H89V252H86V254L87 253H89L88 255H90V253H92L90 250H87ZM181 251V250H180ZM184 251H187V249L186 250H184ZM188 251V252H189ZM197 251V250H196ZM227 251V250H226ZM15 252H16V250H15ZM22 252H24V253H22ZM100 252V251H99ZM173 252H174V250H173ZM200 252V251H199ZM18 253V252H17ZM123 253V252H122ZM175 253V252H174ZM173 253V254H174ZM186 253V252H185ZM4 254V253H3ZM3 254H1V252H0V264H6L9 260H7L8 258H6V257H8L7 255L5 256H3ZM13 254V253H12ZM16 254V253H15ZM93 254V253H92ZM92 254L90 255V256H92ZM177 254V253H176ZM180 254H182V253H180ZM188 254V253H187ZM194 254H196V253H194ZM20 256V255H19ZM122 256V255H121ZM167 256V258L169 257L168 255H166ZM184 256H185V254H184ZM187 256H191V255H187ZM187 256H185V257H187ZM5 257V258H4ZM116 257H117V254H116ZM172 257V255L168 258L169 260L170 259H172L171 258ZM14 258V257H13ZM165 258V257H164ZM167 258H165V259H167ZM175 258V257H174ZM7 260V262H5L4 260ZM97 259V258H96ZM101 259V258H100ZM165 259H164V261H165ZM117 260V259H116ZM124 259H122V261H123ZM162 260V259H161ZM239 260V259H238ZM115 261V260H114ZM122 261H120V262H122ZM252 261V260H251ZM99 262V261H98ZM162 262V261H161ZM250 262V261H249ZM13 263H10V264H13ZM248 263V262H247ZM253 263V262H252ZM51 264V263H50ZM123 264V263H122ZM162 264H164V263H162Z\"/></svg>",
	"mask_w": 264,
	"mask_h": 264
}]
</instances>
